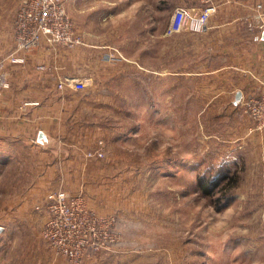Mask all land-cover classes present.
<instances>
[{"label": "rangeland", "instance_id": "rangeland-1", "mask_svg": "<svg viewBox=\"0 0 264 264\" xmlns=\"http://www.w3.org/2000/svg\"><path fill=\"white\" fill-rule=\"evenodd\" d=\"M124 1L122 14L112 22L119 23L120 37L129 38L131 48L141 28L149 38L172 12L167 4L173 0H160L157 6L154 0ZM20 2L0 0V51L13 47ZM65 2L71 18V0ZM144 42L148 47L150 40ZM119 43L108 41V51L95 57L98 64L69 68V74L88 83L70 95L85 101L86 124L103 141L104 156L87 157L93 173L67 192L80 191L89 209L114 215L119 234L116 244L91 248L79 264H264V133L240 144L235 154V113H225L226 105H203L199 90L182 87H176V102L168 110L161 94L153 98L152 73L137 71L134 55ZM49 47L85 49V55L89 48L84 39L73 47ZM54 64V72L59 71ZM141 80L144 99L139 103L135 82ZM185 91L192 93L186 104ZM99 95L106 97L96 103L88 99ZM240 110L242 126L248 116ZM198 175L228 176L233 182L226 184L224 178L213 194H204ZM15 181L0 177V264H69L41 237L43 222L35 206L42 199L26 201L23 208L24 201L11 199L14 190L19 193L27 186Z\"/></svg>", "mask_w": 264, "mask_h": 264}, {"label": "crops", "instance_id": "crops-1", "mask_svg": "<svg viewBox=\"0 0 264 264\" xmlns=\"http://www.w3.org/2000/svg\"><path fill=\"white\" fill-rule=\"evenodd\" d=\"M207 1L217 10L202 31L167 34V19L149 38L141 28L135 37L136 46L131 48L129 38L120 37L119 23L112 22L114 16L122 14L121 0H71V18L89 46L86 55L85 49L54 48L42 41L27 54L24 64L4 66L10 87L0 94V177L13 176L15 183L27 185L24 191L12 192V200L24 201L19 208L26 201L42 199L49 187L73 191L75 184L84 183V177L93 173L86 153L99 137L86 124L85 101L70 95L72 89L67 86L57 88L56 75L72 73L69 68L78 71L85 62L98 64L95 57L102 50L108 51V41L120 40L119 47L134 55L137 71L152 73L153 98L156 101L161 94L168 110L176 102V87H182L199 90L196 95L203 105L222 104L226 105L225 113H235V154L240 144L256 140L258 132L264 133L253 128L249 117L240 125L241 101L264 92V25L260 27L264 24V0H173L167 6L200 7ZM154 4L159 5L160 0ZM257 4H261V19L253 16ZM145 39L150 40L148 47ZM10 50L3 49L0 56ZM38 63L51 67V71H37ZM54 63L59 71L52 69ZM135 87L136 102L142 103L143 81H136ZM191 94L183 92L184 104L191 101ZM102 97L88 99L96 103ZM246 148L243 145L242 152ZM36 212L43 222L45 213Z\"/></svg>", "mask_w": 264, "mask_h": 264}, {"label": "built area", "instance_id": "built-area-1", "mask_svg": "<svg viewBox=\"0 0 264 264\" xmlns=\"http://www.w3.org/2000/svg\"><path fill=\"white\" fill-rule=\"evenodd\" d=\"M65 1L21 0L13 20V47L8 53L0 56V94L10 87L4 66L7 63L24 64L27 54L40 46L42 41L49 45L66 47L83 44V39L76 32L74 23L67 14ZM216 10V5L210 1L200 7H174L168 18L165 33L173 34L182 30L202 31ZM253 16L262 18L261 4H257ZM263 25L260 24V27ZM106 55L111 58L113 56L105 53ZM35 69L40 72L49 70L44 63L36 64ZM56 85L59 89L67 86L80 90L87 87L88 83L86 79L76 75L63 74L57 76ZM240 105L243 113L252 120L253 128L264 130V92L248 95ZM103 156L104 143L98 139L95 147L87 151L86 157ZM35 209L46 215L41 228L42 239L55 253L64 256L69 264H79L89 250L107 248L118 241L114 215L99 214L89 209L80 192L69 193L60 188L49 190Z\"/></svg>", "mask_w": 264, "mask_h": 264}, {"label": "trees", "instance_id": "trees-1", "mask_svg": "<svg viewBox=\"0 0 264 264\" xmlns=\"http://www.w3.org/2000/svg\"><path fill=\"white\" fill-rule=\"evenodd\" d=\"M227 178V183H232L233 179L228 176H213L210 178H206L204 175H198L196 178L197 186L204 194H213L215 189L218 187L222 179ZM219 198V195L218 197Z\"/></svg>", "mask_w": 264, "mask_h": 264}, {"label": "water", "instance_id": "water-1", "mask_svg": "<svg viewBox=\"0 0 264 264\" xmlns=\"http://www.w3.org/2000/svg\"><path fill=\"white\" fill-rule=\"evenodd\" d=\"M263 34H264V30H263Z\"/></svg>", "mask_w": 264, "mask_h": 264}]
</instances>
